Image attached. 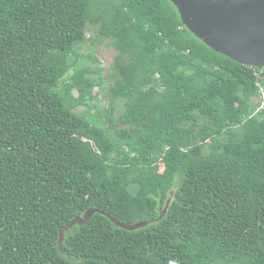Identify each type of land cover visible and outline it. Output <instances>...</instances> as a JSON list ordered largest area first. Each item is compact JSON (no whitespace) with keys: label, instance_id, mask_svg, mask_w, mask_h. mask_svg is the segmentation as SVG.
<instances>
[{"label":"trees","instance_id":"trees-1","mask_svg":"<svg viewBox=\"0 0 264 264\" xmlns=\"http://www.w3.org/2000/svg\"><path fill=\"white\" fill-rule=\"evenodd\" d=\"M262 88L171 0H0V264H264Z\"/></svg>","mask_w":264,"mask_h":264},{"label":"water","instance_id":"water-1","mask_svg":"<svg viewBox=\"0 0 264 264\" xmlns=\"http://www.w3.org/2000/svg\"><path fill=\"white\" fill-rule=\"evenodd\" d=\"M205 43L264 71V0H171Z\"/></svg>","mask_w":264,"mask_h":264},{"label":"rangeland","instance_id":"rangeland-1","mask_svg":"<svg viewBox=\"0 0 264 264\" xmlns=\"http://www.w3.org/2000/svg\"><path fill=\"white\" fill-rule=\"evenodd\" d=\"M87 35H88V37L95 36L96 35L95 28L88 30ZM92 47L94 50V55L98 59V63H100V65L105 67L106 69L111 67V65L114 62L116 55L118 54V51L110 44V39L109 38H101ZM89 51H92V50H87V52H84V54H89ZM81 60H85L89 64H96V62L92 63L91 59L87 58L86 56L81 57L79 59V61H81ZM73 91H74L75 95H77V94H79L80 89L74 88ZM124 100H126V101L128 100L127 96L124 97ZM72 105L75 106L74 111H76V113H79V111L76 108H81V109L85 110L84 114H87V113L89 114V112L86 109H84V106L82 104H76V102H72ZM90 116H92V115H90ZM93 116L95 117V115H93ZM95 121H97V123H99V124L103 123V119H100L99 121L95 119ZM128 124H129V122L126 123V125H128ZM100 144L105 145V142H103V140H102V141H100ZM167 194H169V192H167ZM165 196H168V195L165 194ZM158 200H159V202H161V197H159ZM157 209H158L157 214H156L157 216L155 217L154 220H157L160 217V215L165 213V211H166L165 201L164 202L162 201L160 203V206L157 207ZM90 213H91V210H89L85 215L88 216ZM83 219H84L83 217L75 216L73 218V220L71 221V223L66 224V225H61L60 229H59L61 235L64 236L65 230H68L69 228L73 227V225L76 222H82ZM139 233H141L140 230H135V235L139 234ZM136 246H138V244Z\"/></svg>","mask_w":264,"mask_h":264},{"label":"built area","instance_id":"built-area-1","mask_svg":"<svg viewBox=\"0 0 264 264\" xmlns=\"http://www.w3.org/2000/svg\"><path fill=\"white\" fill-rule=\"evenodd\" d=\"M262 91V106L264 105V88L261 89Z\"/></svg>","mask_w":264,"mask_h":264},{"label":"bare ground","instance_id":"bare-ground-1","mask_svg":"<svg viewBox=\"0 0 264 264\" xmlns=\"http://www.w3.org/2000/svg\"><path fill=\"white\" fill-rule=\"evenodd\" d=\"M78 111H80L81 110V108H76ZM97 123V122H96ZM145 222V221H144Z\"/></svg>","mask_w":264,"mask_h":264}]
</instances>
